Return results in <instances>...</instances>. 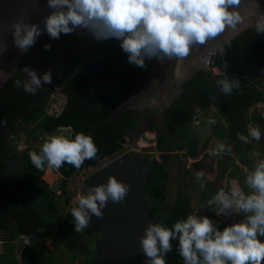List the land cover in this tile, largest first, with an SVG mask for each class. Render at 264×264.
Listing matches in <instances>:
<instances>
[{
    "label": "trees",
    "instance_id": "16d2710c",
    "mask_svg": "<svg viewBox=\"0 0 264 264\" xmlns=\"http://www.w3.org/2000/svg\"><path fill=\"white\" fill-rule=\"evenodd\" d=\"M46 44L51 45L50 50H45ZM152 60H145L146 68L131 64L119 40L97 41L86 29L80 36L62 33L59 39L40 35L32 53L22 58L18 72L0 90V238L5 241L0 264H61L57 259L61 248L73 252L85 237H92L70 228L73 221L71 209L77 205L71 204L73 196L69 179L84 170L83 164L80 169L66 163L56 169L61 179L58 187L61 192L58 194L44 179L46 173L49 179L52 178V174L46 172L48 167L45 165L43 170H38L32 165L29 152H38L40 147L32 148L31 143L38 138L43 143L49 135L66 128H71L66 136L74 138L79 132L87 135L94 124L112 114L124 100L144 86ZM228 60H244L252 64L255 71L251 72V80H243L235 73L219 77L199 71L183 85L184 93L164 112L128 110L92 135L99 151L95 159L85 161L89 167L121 152L127 141L138 133L156 132L154 149L164 159L158 161L154 157L151 162L148 194L157 217L166 227L171 228L176 221L193 215L191 199L183 187L179 188L174 205L162 210L164 186L171 179L166 157L171 154L186 150V158L196 159L202 147L208 150L212 139H217L230 146L232 154L215 158L217 176L211 181L203 177L205 188L200 203L208 206L207 201L211 199L216 183L223 180H236L244 193L250 191L245 185L248 173L236 161L245 167L253 166L251 155L256 142L249 137L251 142L245 144L237 138V133L248 135L249 126H259L264 130L263 113L256 107L264 103V34L249 29L230 41L219 63ZM24 67L40 75L51 69L52 83H58L66 97L65 105L57 116L49 113V90L39 88L34 95L25 90L23 85L28 72ZM225 78L240 81L239 88L227 96L217 86V81ZM16 80L21 82L20 87L15 86ZM213 96L217 97L215 101L211 99ZM202 115L206 116L207 123L209 118L216 120L215 124L208 123L210 134L205 137L199 135L193 126V121L196 118L201 120ZM15 131L26 134V147L21 152L12 145H6V135ZM209 158V152H205L194 164L196 171H201ZM260 159L264 160V154ZM217 191L219 189L214 195ZM59 215L63 217L66 230L58 232L51 251L40 243L26 246L20 242L22 237L49 236L43 229L52 226ZM209 218L221 231L231 225L213 213ZM101 232L105 234L104 230ZM259 239L264 240V237ZM172 244V251L165 256L166 264H184L178 253V240ZM16 254H22V262Z\"/></svg>",
    "mask_w": 264,
    "mask_h": 264
},
{
    "label": "clouds",
    "instance_id": "9594fccd",
    "mask_svg": "<svg viewBox=\"0 0 264 264\" xmlns=\"http://www.w3.org/2000/svg\"><path fill=\"white\" fill-rule=\"evenodd\" d=\"M241 6L242 0H47V7L53 11L41 23L50 39H59L62 33L72 34L77 28L86 29L97 41L115 38L129 63L146 68V59L182 62L193 48L226 31L235 32L247 15L240 10ZM253 26L257 33L264 34V14L256 13ZM41 34L40 25L31 23L26 16L11 24L13 46L22 53H27ZM44 48L50 50L51 45ZM7 49V42L0 38V55ZM24 71L30 75V81L23 87L30 94L34 95L42 83H52L51 69L42 76L29 67H24ZM7 77V73L0 71V78ZM14 83L21 86L19 80ZM217 86L227 96L239 88L240 81L220 79ZM211 99L215 101L217 97ZM208 123L215 124L216 120L209 118ZM249 137L261 139L259 126L250 127L248 135L237 133L245 144L251 142ZM98 151L92 136L83 132L75 133L74 138L49 135L38 152H29V158L38 170L45 165L58 170L65 163L80 169L86 160L95 159ZM230 151V146L219 143L211 154ZM85 174L87 179L89 174ZM204 175L202 170L195 173L201 190L205 188ZM245 185L250 190L247 194L237 186L230 191L220 189L207 201L217 215L228 210L242 215L241 222L222 231L209 217L192 214L176 221L171 228L150 222L140 238L147 264H166L165 256L177 240L184 264H264V240L259 239L264 237V160L247 174ZM129 191L130 185L110 175L107 183L88 188L86 195L78 194V204L71 209L75 232L90 227L93 215L102 218V209L109 201L124 203Z\"/></svg>",
    "mask_w": 264,
    "mask_h": 264
},
{
    "label": "water",
    "instance_id": "95a60500",
    "mask_svg": "<svg viewBox=\"0 0 264 264\" xmlns=\"http://www.w3.org/2000/svg\"><path fill=\"white\" fill-rule=\"evenodd\" d=\"M240 10L247 13L243 25L235 32L226 31L209 39L206 44L193 48L182 62L166 60L161 63L153 58L144 86L124 100L112 114L94 124L87 135L92 136L100 127L115 121L128 110L164 112L171 107L184 93L183 85L199 71H206L204 60L215 52L225 53L230 41L246 30L255 29L253 25L256 13L264 14V0H242ZM52 11L53 9L47 7V0H0V38L8 44L7 51L0 55V71L8 74L7 79L0 78V90L18 72L22 58L30 55L34 49L32 46L27 53H22L13 46L12 22L22 15L26 16L31 23L40 25L41 35H48L41 22ZM83 30L77 28L73 34L80 36ZM152 160L150 154L121 151L94 167L83 163L84 171L89 174L85 181L86 191L94 185L107 183L110 175L130 185L124 203L114 204L109 201L102 209L103 217L97 218L93 215L90 227L83 231L88 235H94L104 230L106 234L96 243V253L90 264H147V257L140 248V238L144 235V229L150 222L160 223L166 227L157 217L148 194ZM70 228L75 230L73 221Z\"/></svg>",
    "mask_w": 264,
    "mask_h": 264
},
{
    "label": "rangeland",
    "instance_id": "374dc122",
    "mask_svg": "<svg viewBox=\"0 0 264 264\" xmlns=\"http://www.w3.org/2000/svg\"><path fill=\"white\" fill-rule=\"evenodd\" d=\"M223 67H227L225 63H222ZM226 72H229L226 70ZM38 76H42V74H38ZM30 81V75L28 74L25 80V84ZM41 89L49 90L50 91V102H49V113L52 114L53 116H57L60 113L61 108L65 105L66 102V97L65 95L61 92L60 87L58 86V83H51V84H43L40 87ZM258 111L263 112L264 107L258 106ZM253 111V109H252ZM251 111V112H252ZM206 116L202 115L201 120L196 119L193 121V126L196 128L197 132L199 135L205 137L210 134V127L209 124L206 122ZM145 125V124H144ZM254 127V126H249ZM260 129V128H259ZM261 131V139L259 141L255 140V149L252 152V158L254 160L253 166L250 167H245L242 166L238 161L237 164L245 170L247 173L253 170L254 166L261 161L260 157L264 154V130L260 129ZM153 134V135H152ZM55 135H66L65 131H57ZM150 135V137H149ZM156 137L157 134L155 131H145V132H140L135 137L131 140H128L126 143L127 149L133 152H143L146 154H150L152 158H156L158 161H162L164 157L162 154L157 152L155 148V143H156ZM26 134L24 131H15V132H10L6 135V145H12L17 149V152H21L26 147V142L25 139ZM12 142V143H11ZM222 143L221 141L217 139H212L210 146L208 150H203V147L201 148L200 154L196 159L192 158H186L185 157V151L182 152H176L174 155H169L166 157V160L168 161L169 164V169H170V174H171V179L165 184L164 186V196L163 200L161 202V207L162 210H166L169 207L173 206L174 203L177 200V195H178V190L180 187H183L185 189V192L189 195L191 202H192V210H193V215L197 216H207L209 217L210 214H215L216 216L219 217L220 220L224 222H229L230 224L234 223H239L243 219L242 215H239L233 211L229 212L226 211L224 214L217 215L216 212L209 208L208 206H204L203 204L200 203V197L201 193L203 190L198 189L200 186L199 183L195 179V173L196 168L194 167V164L199 161L203 154L205 152H209L210 158L203 163L201 170L205 173L204 178L211 181L214 180L215 177L217 176V166L215 163V158H220L223 155H231V152H225L221 153L219 155H212L211 150L216 148V146ZM42 141L40 138L37 140H34L31 143L32 148L36 147H41ZM13 147V148H14ZM10 165H13V162L9 161L8 162ZM48 173L52 174V178L48 179L49 185L55 189L59 190L58 187L60 185V181L57 179L59 178V173L57 172L56 169L52 168H47ZM85 172L81 171L76 173L74 176L71 177L70 180V188L72 189V198L76 200V197L78 195L76 189L78 187L76 186V183H74L76 180L79 182L81 181L84 185L85 181ZM237 185L240 187L239 183L236 180H223L220 182H217L215 185V189L211 193L210 197L212 198L215 191L217 189H224L225 191L231 190L233 185ZM241 188V187H240ZM242 189V188H241ZM71 204H75V201L72 199ZM217 211L219 210L218 208L216 209ZM228 214V215H227ZM228 216V217H227ZM222 218V219H221ZM63 217L60 215L55 218L53 221V225L49 226L47 229H43L44 232H48V235H45L41 239H38V243L41 245H45L48 247V249L51 251L53 248V242L54 238L58 236V232L62 230H66V227H63V222H62ZM103 232H100L98 234L92 235L90 238H86L81 241L78 245V247L73 251L69 252L67 248H61V251L57 252V259L61 264H68L70 262H75L77 264H90V262L93 260L95 253H96V243L105 236ZM68 239V237H65ZM35 243L37 241H34ZM34 242L28 241V242H23L24 245L30 246ZM18 259L21 261L23 260L22 254H16ZM22 262V261H21Z\"/></svg>",
    "mask_w": 264,
    "mask_h": 264
},
{
    "label": "built area",
    "instance_id": "2783aa9c",
    "mask_svg": "<svg viewBox=\"0 0 264 264\" xmlns=\"http://www.w3.org/2000/svg\"><path fill=\"white\" fill-rule=\"evenodd\" d=\"M223 54H224L223 52H215L210 57H208L206 60H204V67H205L207 72H211L213 75L219 76V77H227L228 75L235 73V74L239 75V77L243 80H246V81L251 80V72L255 71L252 64H250L249 62L244 61V60H241L238 62H233V61L228 60V61L223 62L227 65V67H223L222 64L219 63V58L223 57ZM226 70L229 72H226ZM259 105L264 107V103H259L256 105V107H258ZM196 119H198V118H196ZM64 130H65V133H70L71 128L63 129V131ZM59 131H61V129ZM129 151L130 150L127 149V147L125 145V148L122 150V153H126ZM46 177H47V174L44 176V179L48 182V179ZM57 180L61 182L60 176ZM84 181H86V176L84 178ZM74 183H76V186L78 187V189H76L78 194H82V195L87 194V191L85 189V183L83 185V183L81 181L79 182L78 180H76ZM69 189H70V191L72 190L70 188V185H69ZM60 192H61L60 190H57L58 194H60ZM73 200L75 201V204H73V205H77L78 202L74 198H73ZM229 212H231V210L228 211V214H229ZM26 239L27 238L22 237L20 239V242H24V241L27 242Z\"/></svg>",
    "mask_w": 264,
    "mask_h": 264
},
{
    "label": "crops",
    "instance_id": "0c3cea01",
    "mask_svg": "<svg viewBox=\"0 0 264 264\" xmlns=\"http://www.w3.org/2000/svg\"><path fill=\"white\" fill-rule=\"evenodd\" d=\"M263 113V116H264V111L262 112ZM234 187V185H233ZM42 237H39V238H27L26 241H31V242H34V241H37L36 243H38V239H41ZM25 242V241H24ZM23 243V242H21ZM4 246H5V241L3 239L0 238V254H2L3 250H4Z\"/></svg>",
    "mask_w": 264,
    "mask_h": 264
},
{
    "label": "bare ground",
    "instance_id": "6f19581e",
    "mask_svg": "<svg viewBox=\"0 0 264 264\" xmlns=\"http://www.w3.org/2000/svg\"><path fill=\"white\" fill-rule=\"evenodd\" d=\"M153 135V134H152ZM149 137H150V135H149Z\"/></svg>",
    "mask_w": 264,
    "mask_h": 264
}]
</instances>
